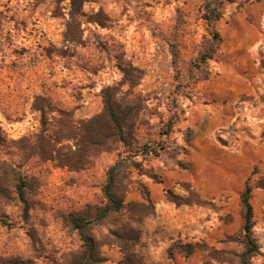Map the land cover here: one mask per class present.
<instances>
[{
	"label": "rangeland",
	"instance_id": "obj_1",
	"mask_svg": "<svg viewBox=\"0 0 264 264\" xmlns=\"http://www.w3.org/2000/svg\"><path fill=\"white\" fill-rule=\"evenodd\" d=\"M214 2L0 0V158L31 183L27 223L1 205L0 264H72L89 237L95 264H121L115 234L129 227L146 264H241L247 185L248 262L264 264V0H224L207 20ZM107 90L131 113L125 141L84 150L77 170L31 152L44 128L60 131L54 151L77 150L70 123L102 113ZM113 165L125 208L75 229L70 213L107 203Z\"/></svg>",
	"mask_w": 264,
	"mask_h": 264
},
{
	"label": "trees",
	"instance_id": "obj_2",
	"mask_svg": "<svg viewBox=\"0 0 264 264\" xmlns=\"http://www.w3.org/2000/svg\"><path fill=\"white\" fill-rule=\"evenodd\" d=\"M224 0H215L211 3L207 10L209 13L206 15L207 20L216 21L221 17V4ZM232 1V0H225ZM103 112L88 119L86 121H79L78 125L71 124V131L69 138L75 140L77 150L70 151L69 153H61L60 150L54 151V144L59 142V130H50L44 128L42 133L37 136V141L32 146L31 152L38 150V154L45 158L56 160L61 165H66L70 169H80L84 167L87 160L84 157L83 151L88 148H93L108 138H118L125 141V128L131 118V113L127 108H122L113 96L108 93V90L103 94ZM37 106V103H36ZM42 116L45 114L43 104L37 107ZM69 114L61 112V117L68 119ZM67 121V120H66ZM60 126L62 121H59ZM69 124V125H70ZM2 136L0 134V144L2 143ZM53 142V143H52ZM44 144L46 146L44 147ZM148 147V146H146ZM55 152V155H54ZM27 175L21 173L19 169L14 166L13 162H9L0 158V210L1 205L11 204L17 202L22 209L24 221L28 222V213L30 209V202L27 198L28 191L31 183ZM116 166H111L106 175V182L103 186V192L107 198V203L102 207H96L93 211H75L69 214V220L73 227L79 231L91 230L95 225L100 224L104 218L110 213L121 211L124 202L115 193L116 187ZM166 197L168 200L176 204H185L190 202L188 199L183 198L173 192L167 190ZM251 186L247 185L242 194L241 202L243 206V244L245 251L242 254L240 261L241 264H250L249 257L253 256L258 251V245L252 237L253 229V207L251 204ZM147 200L150 198L147 196ZM0 220L7 223L3 219L2 212L0 211ZM28 236L32 243L35 242V235L32 229H28ZM140 235L138 230L129 227L121 233L115 234V242L117 243L123 255L121 264H146L141 256L135 251V246L139 241ZM100 257L96 250L95 242L92 237L85 240V252L80 259L74 260L72 264H95L99 262ZM7 264H26L22 260H15Z\"/></svg>",
	"mask_w": 264,
	"mask_h": 264
}]
</instances>
